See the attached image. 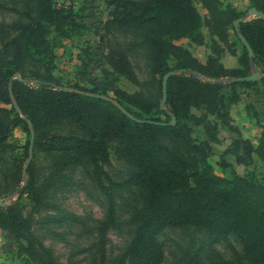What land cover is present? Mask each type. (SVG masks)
<instances>
[{
    "label": "trees",
    "instance_id": "trees-1",
    "mask_svg": "<svg viewBox=\"0 0 264 264\" xmlns=\"http://www.w3.org/2000/svg\"><path fill=\"white\" fill-rule=\"evenodd\" d=\"M200 1L215 19V32L220 41L228 42L227 26L234 31L241 46L238 67L223 66L220 61L223 47L215 39H211L210 54L203 63L188 49L175 44L182 38L197 45L204 44L201 32L204 21L195 0H106L111 17L108 26L146 28L142 40L152 51L151 73L159 75L160 83L168 71L183 70L168 78L162 108L160 103L153 104L140 92L128 93L115 88L112 97L136 118L168 122L173 115L174 125L131 120L113 103L89 95H108L107 87L102 85L91 89L77 86L72 87L73 90L58 89L69 87L48 74L53 68V49L62 38L77 35L81 29L72 6L58 4L55 0H36V19L14 22L0 29V148L4 146L11 124L26 128L29 147L30 130L26 122L29 119L34 131L32 150L38 148L86 159L99 178L101 163L109 157L107 141L116 139L119 155L134 167L132 181L144 190L147 205V213L125 250L128 264H160L163 259L160 232L168 226L189 224L204 227L215 235H235L249 262L264 264V175L248 171L226 177L214 174L202 164L212 150L211 144L218 141V124L231 128L227 103L237 102L236 86L255 84V81L222 84L209 79L248 75L251 64L258 65L264 74V20L252 17L238 23V32L252 48L254 56L250 59L233 26L244 14L228 10L227 6L221 9L218 0ZM215 7L223 11H215ZM251 7L264 13V4L256 0H251ZM215 23L207 21L208 25ZM104 59L116 75L137 82L125 50L108 46ZM171 59H175L173 66L169 65ZM32 61L48 73L29 74L26 67ZM15 73L25 81L11 79ZM223 88L229 89L227 95ZM192 109L202 112L196 115ZM155 113H162L165 118L154 117ZM62 120L76 127L81 135L51 132V125ZM188 122L201 126L206 138L196 142ZM160 133H168L182 146L185 155L162 144ZM234 145L235 150L242 145L247 156L253 151L247 139L234 140ZM29 182L26 181L25 187ZM35 198L38 200V196ZM113 214L114 205L109 200L108 219L99 231L101 250L105 228L107 223H112ZM0 227L9 229L18 238L19 255L25 254L28 261L47 264L51 260L45 248L40 245L36 250L32 245L30 223L21 219L19 211L0 207ZM22 241L26 244L20 243Z\"/></svg>",
    "mask_w": 264,
    "mask_h": 264
},
{
    "label": "rangeland",
    "instance_id": "rangeland-1",
    "mask_svg": "<svg viewBox=\"0 0 264 264\" xmlns=\"http://www.w3.org/2000/svg\"><path fill=\"white\" fill-rule=\"evenodd\" d=\"M55 1L73 7L80 32L62 38L53 49V68L49 73L32 61L26 67L29 74L48 73L69 87L67 90H73L74 86L91 89L102 85L107 87L106 93L111 97L114 89L119 88L128 93L140 92L155 105L161 102L160 77L151 73L152 51L142 40L146 28L108 26L111 17L106 0ZM218 1L221 9L227 6L228 10L234 9L244 16L251 8V0ZM256 1L264 4V0ZM195 6L204 21L201 27L204 44L197 45L187 38L179 39L175 44L188 49L203 63L210 54L211 39H215L223 47L220 57L223 66L238 67L241 46L234 31L227 26L228 42L223 43L215 32V19L208 8L200 0H195ZM221 9L215 7V11H223ZM36 17V0H0V29ZM252 17L255 16L249 15L246 19ZM208 20L215 24L208 25ZM108 46L126 51L137 82L116 75L107 66L104 54ZM169 63L173 66L175 59ZM251 72H259V78L249 87L236 86L237 102L227 103L231 128L218 122V141L211 144V152L202 161L214 174L231 177L255 171L264 175V74L256 64H251L248 74ZM223 93L227 95L229 89L223 88ZM192 111L196 115L202 112ZM153 116L165 118L162 113ZM209 118L214 119L212 115ZM188 125L192 127L196 142L206 138L201 126L193 122ZM50 131L61 135L82 133L65 120L52 124ZM28 139V131L23 125H10L4 146L0 148V203H4L0 207L17 210L21 219L29 221L31 243L36 250L41 245L48 251L51 260L47 264H128L125 250L147 213V205L144 190L132 181L134 167L119 155L117 140L108 139L109 157L101 163L102 174L98 178L90 161L38 148H33L27 165ZM243 139L252 145L250 156L245 155L242 145L237 150L234 148V140ZM159 141L185 155L182 146L168 133H160ZM26 181H30L27 187ZM100 185L107 189L102 190ZM15 191L17 193L7 199ZM109 200L114 205V214L112 223L106 225L101 250L99 231L108 219ZM159 241L163 247L160 264H252L245 256L240 240L233 234L215 235L204 227L189 224L164 228ZM20 243L26 244V241ZM18 247V238L9 229L0 227V264H41L28 261L25 254L19 255Z\"/></svg>",
    "mask_w": 264,
    "mask_h": 264
},
{
    "label": "water",
    "instance_id": "water-1",
    "mask_svg": "<svg viewBox=\"0 0 264 264\" xmlns=\"http://www.w3.org/2000/svg\"><path fill=\"white\" fill-rule=\"evenodd\" d=\"M252 15L255 17H259L261 19L264 20V13H262L261 11L257 10L255 7H251L248 11V14L242 18H239L237 20H235L233 22V26L234 29L237 31V36L240 39V41L242 42L243 46L246 48L247 53L250 57V59L253 58L254 54L252 51V48L250 47V45L248 44L247 40L245 39V37L238 32V23L244 21L246 19L247 16ZM177 72H183V70H170L167 73H165L162 77V81H161V85H162V100L160 102V107L162 108L165 100H166V85H167V80L170 76L174 75ZM259 72H251L248 75L245 76H239V77H228V78H223V79H209L210 82H214V83H222V84H227L230 82H244V81H256L259 77ZM16 79L18 81H22L24 82L25 79L21 78L20 75L18 73H15L11 79ZM59 90H66V88L64 87H58ZM12 91L11 88L9 87V94L11 95ZM92 97L98 98V99H102V100H106L109 101L111 103H113L117 108H119L125 115H127L131 120L137 122V123H151V124H156V125H160V126H165V125H174L175 123V117L173 115H171V120L168 122H164V121H158V120H148V119H139L136 118L135 116H133L131 113H129L120 103H118L113 97L109 96V95H104V94H98V93H91L89 94ZM15 105V110L17 113H19L21 115V110L18 108V106L16 104ZM28 128L30 130V143H29V159L27 161V165L29 164V162L31 161L32 158V144H33V137H34V131L31 125V122L29 119H26ZM25 173V169H23V174ZM25 183V181H24ZM17 191H15L12 195H9L7 197V199H10L14 194H16ZM4 203H0V205L2 206Z\"/></svg>",
    "mask_w": 264,
    "mask_h": 264
}]
</instances>
